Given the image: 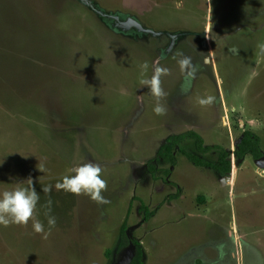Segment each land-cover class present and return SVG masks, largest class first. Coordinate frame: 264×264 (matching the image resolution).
Listing matches in <instances>:
<instances>
[{"label": "rangeland", "instance_id": "obj_1", "mask_svg": "<svg viewBox=\"0 0 264 264\" xmlns=\"http://www.w3.org/2000/svg\"><path fill=\"white\" fill-rule=\"evenodd\" d=\"M144 62L148 77L168 69L163 116L139 83ZM245 129L263 157L232 156L228 176L179 151L175 166L151 163L169 135L193 130L232 151ZM87 161L102 167L110 203L55 189ZM28 178L38 219L47 230L50 199L56 226L44 240L31 221L0 225V264L125 263L131 248L115 260L125 218L143 264H264V0H0V193Z\"/></svg>", "mask_w": 264, "mask_h": 264}, {"label": "clouds", "instance_id": "obj_2", "mask_svg": "<svg viewBox=\"0 0 264 264\" xmlns=\"http://www.w3.org/2000/svg\"><path fill=\"white\" fill-rule=\"evenodd\" d=\"M179 66L188 78H194L196 68L192 64L191 58L180 54L178 60ZM140 85L147 87L152 96L156 98V104L153 112L157 116L166 114L167 109L161 100L166 96L162 87V76L168 74V69L154 65L152 74L147 76L149 65L144 62L140 65ZM187 91V89H184ZM142 103L143 98L139 97ZM213 96L198 98V103L201 106H208L214 102ZM102 167L93 161L84 162L78 166L69 169V174L64 175L54 185L57 191L74 194L76 196H87L97 205H105L110 201L103 195L107 191V181L102 178ZM27 186L16 187L12 190H6L0 193V225L9 227L10 225L27 226L29 221L32 222V228L37 234H41L42 239L47 240L51 235V231L56 226V217L51 215L52 201L49 199L45 205L46 211L44 216L47 220V230L44 223L37 217V204L40 200L39 192L33 184V180H26ZM53 186H42V192L45 194L51 193Z\"/></svg>", "mask_w": 264, "mask_h": 264}, {"label": "trees", "instance_id": "obj_3", "mask_svg": "<svg viewBox=\"0 0 264 264\" xmlns=\"http://www.w3.org/2000/svg\"><path fill=\"white\" fill-rule=\"evenodd\" d=\"M192 140L194 148L197 152L205 154L211 150H217L218 155L215 161H208L201 156H198L194 152L185 150L182 147L183 143ZM176 151L186 155L188 160L199 167H209L214 170L221 177L228 176L231 167V157L233 156L236 161V165L240 166L243 159L246 156H251L253 160H258L263 156V152L260 147V138L258 135L250 129H245L239 141L236 143L234 150L229 151L221 146H212L204 144L203 138L193 130H187L180 134H172L166 137L163 143L158 147L155 156L152 158L153 161L158 164H166L175 166L177 162ZM150 163V164H151ZM162 173L168 175V167H162ZM152 176H154V169L151 170ZM176 197V195H175ZM136 197H133L135 199ZM139 199V198H138ZM139 209L145 217L152 214L147 205L140 199ZM127 219L125 218L119 227L118 242L115 253V260L118 259L128 248H131L132 255L130 259L122 264H143V247L139 240L132 238L127 233Z\"/></svg>", "mask_w": 264, "mask_h": 264}, {"label": "water", "instance_id": "obj_4", "mask_svg": "<svg viewBox=\"0 0 264 264\" xmlns=\"http://www.w3.org/2000/svg\"><path fill=\"white\" fill-rule=\"evenodd\" d=\"M263 157V156H262Z\"/></svg>", "mask_w": 264, "mask_h": 264}]
</instances>
